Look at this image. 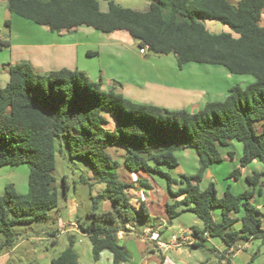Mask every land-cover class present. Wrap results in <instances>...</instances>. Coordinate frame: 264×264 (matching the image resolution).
Here are the masks:
<instances>
[{
  "label": "trees",
  "instance_id": "16d2710c",
  "mask_svg": "<svg viewBox=\"0 0 264 264\" xmlns=\"http://www.w3.org/2000/svg\"><path fill=\"white\" fill-rule=\"evenodd\" d=\"M99 1L107 2V12L100 10ZM0 2L10 14L47 27L51 33L71 32L80 26L105 34L124 32L138 41L139 48L147 47V55L172 53L178 68L188 63L220 66L232 75L254 80L245 87L232 86L223 101L208 102L195 112L173 111L134 103L112 89L106 91L101 81H91L78 69L39 74L28 62L9 65V79L0 88V169L24 164L29 176L25 195H18L8 184L0 196V234L4 236L0 249L16 240L15 225L44 220L48 211L58 208L52 172L56 146L63 144L70 160L88 166L89 176L80 182L90 187V182L104 185L91 196L87 221L78 222L79 232L91 242L93 261L104 250L112 254L113 264L128 261L115 233L136 211L126 196L132 186L119 179V164L108 152L113 146L126 151L129 171L162 176L170 194L182 196L180 202L166 205L168 220L178 215L179 206H185L202 221V230L193 227L190 231L196 239L192 248L205 249V234L219 238L226 248L250 238L264 244L258 210L250 202L264 171L247 177L253 190L238 196L226 189L218 198L214 182L204 190L199 187L208 168L222 161L219 148L234 140L242 144L240 168L253 160L264 166V125L260 132L254 126L264 120V27L259 25L264 0H240L236 5L227 0H152L145 11L122 8L112 0ZM205 21H217L229 32L211 34ZM5 24L9 26V21ZM107 118L114 122L113 129H108ZM186 149L198 156L197 173L175 180L162 167L178 166L175 154ZM239 175L235 169L230 178ZM63 183L66 193L65 179ZM173 184L180 185L176 192L171 189ZM106 200L111 210L99 212L98 205ZM213 209L220 210L219 222L213 220ZM140 210L144 212L142 205ZM238 221L241 228L235 230ZM72 245L69 239L67 248L51 264H78ZM252 261L253 255L248 264Z\"/></svg>",
  "mask_w": 264,
  "mask_h": 264
},
{
  "label": "crops",
  "instance_id": "0c3cea01",
  "mask_svg": "<svg viewBox=\"0 0 264 264\" xmlns=\"http://www.w3.org/2000/svg\"><path fill=\"white\" fill-rule=\"evenodd\" d=\"M152 0H140L135 2L136 7L145 11L148 9ZM230 4L236 5L240 0H227ZM106 2V1H105ZM3 3V2H0ZM100 10L107 12L108 5L102 7L99 1ZM3 18L9 21V30L11 35L17 40H10L8 45L5 46L6 52L17 50V53L12 59H6L7 64L2 62L0 58V88L3 87L8 79V67L16 62H28L34 71L39 74H47L51 71L60 70L66 68L69 70L78 69L85 71L84 73L90 79L88 71L85 70L79 64V57L86 56L92 57L96 52L90 50L89 46H86L83 42L87 37L91 35L92 29L80 26L71 32L51 33L47 27L38 26L32 23H27L23 19H16L14 15L10 14L8 10L3 13ZM23 20V21H20ZM17 24V27L15 28ZM259 25L264 27V13L261 15ZM204 26L211 34H220L223 32H229L226 26H223L217 21H205ZM23 31V32H21ZM95 32V30H93ZM98 32V31H96ZM112 34V33H111ZM113 41L116 43H124L130 46L129 52L133 55H129L130 58L135 57L134 61L127 60L128 67L142 68L141 73H136L128 68L123 69L128 72V77L123 80L127 84L121 86L120 82L110 80V77H115V74L102 82V76L99 74L98 80H91L93 82L101 81L102 88L104 90H114L116 93H121L125 98L130 101L139 104L153 105L168 110H187L195 112L208 102H220L223 101L228 95L229 89L234 85L243 87L253 80L251 78L238 79L235 76H231L224 68L214 67H202L204 64L188 63L178 68L175 57L172 53L164 56L163 63L157 69L154 67L148 68V65H144L141 62V58L148 56L147 59L154 60L155 57L147 55L143 56L138 52L135 53L131 49L138 46L137 40L132 39L128 34L124 32H115ZM23 35V36H21ZM95 37V36H94ZM99 43V37H96ZM2 42H6L2 40ZM112 41L108 42L111 43ZM112 47V46H111ZM113 49V47H112ZM21 53V55L19 54ZM122 54L123 51H120ZM111 55V53H110ZM123 58V56H121ZM83 60V57H82ZM100 67H98L99 69ZM190 70L183 73L184 69ZM90 73V71H89ZM103 76H107V71H103ZM182 74H186L185 79H180ZM96 75V74H95ZM95 75L93 78H95ZM180 79V80H179ZM107 117V116H106ZM108 119V129H113L114 122ZM264 125V120L255 122L254 126L258 132L261 131V127ZM219 151L222 155V161L211 165L204 173L202 181L199 185L200 190H204L211 182L219 184L217 185L216 193L217 197L221 198L226 189L234 195L238 196L245 192H250L253 188L247 182V177L253 176L255 173L264 171V166L258 160H253L244 168H240V157L242 156V144L238 141H231L226 147H220ZM108 152L111 157L119 164L117 172L119 179L125 184L132 187L126 191V196L132 206L135 208L136 216L138 217L140 224L136 228L129 222L125 226H119L115 233L117 240L122 244L128 255V261L121 264H235L234 258L238 254L248 250L250 243L253 241H259L264 246L260 239L250 238L247 242L240 241L232 248H226L223 242L219 238H211L205 234L204 246L205 249H212L210 252L212 259L201 258L199 249L191 247L192 243L196 242V239L190 233L193 227L198 230L203 229L202 221L189 212L185 206H179L176 211L178 215L171 220H168L166 216V205L180 202L182 196L173 197L169 190L167 181L164 177L157 174H149L145 172H132L125 166L126 151L119 146H113L108 148ZM181 152V151H179ZM182 157L180 159L190 158L192 162L198 163V156L192 149L182 150ZM194 154H193V153ZM229 153L232 157H229ZM178 166L174 168L162 167V170L170 176L187 175L180 167L179 157H177ZM225 164L230 166L233 171L235 169L240 170V175L237 178H230V170H227ZM24 165V164H22ZM16 166V168L22 166ZM10 168L15 167H3L0 169V196L4 193L6 185H12L16 188V182L25 183L27 179L28 189V176L29 171L19 172L21 176L25 178L19 179L18 173L12 171ZM89 172V169H88ZM190 176V175H189ZM15 177V178H14ZM16 180H12V179ZM227 179L226 182H222ZM157 180V181H156ZM91 187H95L97 191H102L104 185L101 183L90 182ZM180 185L173 184L171 189L176 192ZM253 196L250 198V202L258 210V218L261 221V229L264 230V178L259 180L258 185L253 190ZM103 211L111 210V204L109 201L103 202ZM140 205L143 206V213L140 210ZM213 220L215 222L220 221V210L213 209ZM241 215H239L240 218ZM112 227H115L113 225ZM241 228V222L238 221L234 224L233 229L238 230ZM61 233L68 235V239L73 242L72 249L78 255V264H91L92 262V245L87 235L79 232L78 224L75 221H70L67 224L61 223ZM0 236H3L0 234ZM53 240L52 244L56 242V234L51 235ZM4 241V236L0 238V245ZM20 241L18 235L12 246L4 247L0 249V264H11L10 257L19 248ZM204 249V250H205ZM260 250L253 254L254 264L260 258ZM39 264H51V258L46 253L38 254ZM89 257L90 260L88 259ZM221 257V261H219ZM243 256L245 264L250 262L251 256ZM102 261L108 264H113L112 254L104 250L100 253L99 259L94 261V264H102ZM238 264H243L240 262Z\"/></svg>",
  "mask_w": 264,
  "mask_h": 264
},
{
  "label": "rangeland",
  "instance_id": "374dc122",
  "mask_svg": "<svg viewBox=\"0 0 264 264\" xmlns=\"http://www.w3.org/2000/svg\"><path fill=\"white\" fill-rule=\"evenodd\" d=\"M114 4L122 7V8H129L132 10H140L139 7H136L137 1L140 0H112ZM102 7L107 6V2L100 1ZM6 5L4 3H0V58L2 59V62L7 64L10 63V61H6V59H12L15 53H17V50H12L11 52H6L7 49H5V46L1 44L2 40H5L6 42H9L10 40H17L20 36L17 38H14L13 35H11V32L9 30L10 27H8L5 24V19L3 18V13L6 12ZM16 19H20L16 16ZM23 21V20H20ZM32 23V22H27ZM34 23H32L33 25ZM17 27V24L15 28ZM23 32V31H21ZM95 33L94 36L91 35L89 38L87 37L86 41L83 43L86 44V46H89L93 52L95 51L96 54L92 57H88L83 54V56L79 57V64L83 68H85L86 71H88V75H90V80H98L99 74L102 76V82L106 79H109L112 74H115L116 69V76L110 77V80H115L117 82H120L121 86H124L127 84V81L125 82L123 79L128 77V72H125L123 69L128 68L129 70L141 73L142 68H135V67H128L126 64V61L129 59L131 61L135 60V57L132 58L129 57V55H133L132 52H129L130 46L124 44V43H116L113 41L114 34H105L101 32H93ZM23 36V35H21ZM96 37H99V43L96 40ZM112 41L111 43H108ZM113 49H112V47ZM138 46H131V49H134L133 51L135 53L138 52ZM120 51H123L121 54ZM111 53V55H110ZM21 55V53H19ZM151 57H155L154 60L145 59L144 56L141 58V63L148 65V68L154 67V69H157L159 65L161 66V63H163L164 56H158L153 54H148ZM123 56V58L121 57ZM83 57V60H82ZM98 67H100L98 69ZM202 67H214V68H223L220 66H212V65H205ZM184 69L183 73L189 72L190 70H187V68ZM107 71V76H103V71ZM90 71V73H89ZM85 72V71H83ZM96 74V75H95ZM228 74H230L228 72ZM95 75V78H93ZM231 76H235L230 74ZM186 74H182L180 79H185ZM235 78L238 79H247L252 77L250 76H236ZM179 79V80H180ZM254 81V80H253ZM98 82V81H96ZM244 85L243 87H245ZM128 99V98H127ZM183 152H176V156L179 157L180 167L184 173H186V176H192L197 173L198 170V163L192 162L190 158L182 160L180 157H182ZM193 153V152H192ZM194 154V153H193ZM225 167L227 170L233 171V169L230 168V166L225 164ZM12 171H15L19 175V179H24L23 174H20L22 170L29 171L28 167L26 165H22L19 168H10ZM19 171V172H18ZM52 176L54 178V186L57 189L58 193V208L52 209L48 211L47 218L40 221H35L30 224H18L13 227L14 233L18 235L20 246L15 251L14 254L10 257V263L11 264H39L38 254L46 253L49 258L53 259L59 256L68 246V235L61 233V223L67 224L71 220L75 221L77 224L78 222H86L87 212L92 208V199L91 196H96L100 191H97L95 187H90L89 184H84L80 182L81 178H88V166L85 165L82 161L79 160H70L68 158V152L67 147L65 144H63L62 148H59V146H56V163H55V169L52 172ZM15 178V177H14ZM12 180H16V179ZM171 178L175 180H180V176H174L172 175ZM63 179H65L67 184V190L66 193H64L63 190ZM157 181V180H156ZM227 179H224L222 182L227 183ZM16 188L13 189L18 195H25L27 193V179L25 183L22 182H16ZM217 185L218 190L220 189L219 184L214 182V185ZM216 189V187H215ZM103 205L104 203H100L98 205V211H103ZM133 217L130 219V223L134 226L136 225V228L139 227V219L134 213L132 215ZM56 234V242L55 244H52V234ZM2 239L3 236H0ZM257 249L260 250V258L254 262V264H264V246L259 241H253L250 243L248 250L245 252H242L241 254H238L236 258H234V263L238 264L240 262H243V256H252ZM201 258L205 259H211L213 263V259L211 257V254L207 250H200V254H198ZM248 257V258H249ZM91 257L88 259L90 260ZM92 259V258H91ZM91 264H94V261L92 259ZM102 264H108L105 261H102Z\"/></svg>",
  "mask_w": 264,
  "mask_h": 264
},
{
  "label": "built area",
  "instance_id": "2783aa9c",
  "mask_svg": "<svg viewBox=\"0 0 264 264\" xmlns=\"http://www.w3.org/2000/svg\"><path fill=\"white\" fill-rule=\"evenodd\" d=\"M147 53V47L139 48V54L141 56L145 55Z\"/></svg>",
  "mask_w": 264,
  "mask_h": 264
},
{
  "label": "water",
  "instance_id": "95a60500",
  "mask_svg": "<svg viewBox=\"0 0 264 264\" xmlns=\"http://www.w3.org/2000/svg\"><path fill=\"white\" fill-rule=\"evenodd\" d=\"M148 58V56H146V59Z\"/></svg>",
  "mask_w": 264,
  "mask_h": 264
}]
</instances>
